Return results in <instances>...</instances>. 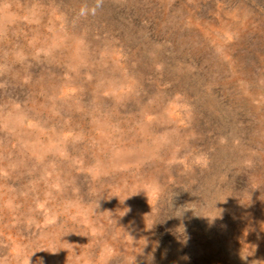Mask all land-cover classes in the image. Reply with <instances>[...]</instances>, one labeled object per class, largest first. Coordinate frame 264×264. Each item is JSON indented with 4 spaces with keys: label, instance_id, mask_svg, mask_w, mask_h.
Listing matches in <instances>:
<instances>
[{
    "label": "rangeland",
    "instance_id": "1",
    "mask_svg": "<svg viewBox=\"0 0 264 264\" xmlns=\"http://www.w3.org/2000/svg\"><path fill=\"white\" fill-rule=\"evenodd\" d=\"M0 264H264V0H0Z\"/></svg>",
    "mask_w": 264,
    "mask_h": 264
},
{
    "label": "clouds",
    "instance_id": "2",
    "mask_svg": "<svg viewBox=\"0 0 264 264\" xmlns=\"http://www.w3.org/2000/svg\"><path fill=\"white\" fill-rule=\"evenodd\" d=\"M149 203H150V202H149ZM203 217H205V218H208L210 221H212V220H214V219H215V218L213 219V218L206 217V216H203ZM241 258H242V259H245V260L247 259V258H243V257H241Z\"/></svg>",
    "mask_w": 264,
    "mask_h": 264
}]
</instances>
